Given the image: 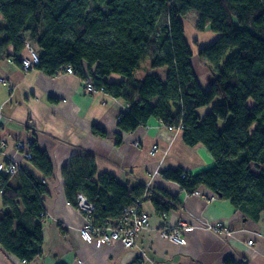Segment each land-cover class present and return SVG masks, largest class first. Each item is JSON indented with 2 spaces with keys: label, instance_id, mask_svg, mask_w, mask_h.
Listing matches in <instances>:
<instances>
[{
  "label": "trees",
  "instance_id": "trees-1",
  "mask_svg": "<svg viewBox=\"0 0 264 264\" xmlns=\"http://www.w3.org/2000/svg\"><path fill=\"white\" fill-rule=\"evenodd\" d=\"M197 13L196 29L216 38L197 47L213 73L204 88L196 74L183 18ZM39 53L35 68L55 75L71 66L98 91L127 103L118 119L125 132L152 118L181 129L189 146L203 145L214 164L197 173L167 168L162 175L193 194L205 186L252 219L264 212V0H0V56L12 47L15 61L27 45ZM164 68L165 75L154 69ZM112 74L122 76L108 80ZM210 107L204 114L200 109ZM95 134L106 135L97 126ZM27 168L0 175V248L24 262L43 253V195L53 163L33 143ZM67 199L82 193L94 204L91 221L103 227L143 196L157 212L180 205L177 196L144 184L127 187L98 174L92 153L73 155L63 167ZM224 264L236 263L227 258Z\"/></svg>",
  "mask_w": 264,
  "mask_h": 264
},
{
  "label": "crops",
  "instance_id": "crops-1",
  "mask_svg": "<svg viewBox=\"0 0 264 264\" xmlns=\"http://www.w3.org/2000/svg\"><path fill=\"white\" fill-rule=\"evenodd\" d=\"M211 34L212 39L202 46L216 38ZM27 54L24 49L18 55ZM10 55H14L12 47L0 56V76L7 79V83H0V165L13 158L43 179L44 175L16 149L17 140L28 139L47 151L54 173L46 179L47 192L42 198L46 213L42 255L24 262L0 248V264H224L227 258L236 263L264 264V212L252 219L229 199L216 195L210 200L214 193L205 186L198 188V194H189L162 175L167 168L197 173L212 166L214 161L203 145H187L181 129H169L155 118L125 132L118 126L120 115L127 110L124 99L103 91L87 92L83 79L75 74L50 76L37 68L24 70ZM193 58L194 54L192 62ZM160 74L165 75L164 68ZM197 76L204 88L213 80V75L205 81ZM121 78L112 74L108 80ZM209 110L205 107L199 112ZM94 126L106 135L95 134ZM154 145L158 149L153 154ZM84 153L95 156L98 174L111 173L127 187L144 184L156 195H161L159 190L166 191L177 196L180 205L161 214L150 198L143 201L150 220L134 247L120 241L87 240L81 233L84 214L67 199L62 174L73 155ZM261 169L264 164L255 171ZM10 182L17 184L16 175ZM207 223H222L223 229L233 234L208 228ZM173 225L179 226L184 244L163 236L162 232ZM249 240H253L252 245Z\"/></svg>",
  "mask_w": 264,
  "mask_h": 264
},
{
  "label": "built area",
  "instance_id": "built-area-1",
  "mask_svg": "<svg viewBox=\"0 0 264 264\" xmlns=\"http://www.w3.org/2000/svg\"><path fill=\"white\" fill-rule=\"evenodd\" d=\"M27 55L21 57L20 66L24 70L35 68L39 63V53L31 45H27ZM61 72H66L69 74H75L74 69L71 66H67ZM84 86L88 92L98 91L91 79H83ZM0 83H7V79L0 77ZM101 91V90H100ZM34 143L32 140L19 139L15 142L16 149L22 154L26 160H30L31 152L29 151L30 146ZM3 144L0 140V145ZM157 146L154 145L152 153H155ZM20 164L13 158L8 159L0 165V171L5 175H14L20 169ZM194 193L198 194L199 190ZM216 194L210 198V200L216 199ZM145 198L143 196L141 199L137 200L133 206L127 208L123 215L103 227L95 226L91 221V213L94 210V204L89 202L85 195L82 193L77 194V205L75 206L79 211L84 214L85 223L81 228L82 235L89 241L95 238H99L107 243L114 241H120L124 246L131 248L137 243V236L139 232L147 227L149 224V214L142 208V200ZM208 228L215 229L217 231H223L225 235L232 236V231L227 228L223 229L222 223H207ZM163 236L177 242L179 244H184L185 240L180 234V229L178 225H173L167 230L162 232ZM249 245L253 244V240L248 241Z\"/></svg>",
  "mask_w": 264,
  "mask_h": 264
},
{
  "label": "rangeland",
  "instance_id": "rangeland-1",
  "mask_svg": "<svg viewBox=\"0 0 264 264\" xmlns=\"http://www.w3.org/2000/svg\"><path fill=\"white\" fill-rule=\"evenodd\" d=\"M196 14H197L196 12H190L189 14H187L183 18V23L185 26L186 36H187L189 42L191 43L193 50L195 51L194 52V58H193L194 68L196 70V73L200 76V78L203 81H205V80H207L208 76L213 75V73H212V70L210 69L209 65L206 63V61L203 58L199 57L197 55L196 51H197V47L199 45H202L201 43L209 42L212 39V37H210V36H212V34H211V31H209V30L199 32L196 29V23H197ZM154 71H156L157 74L160 73L159 68L154 69ZM0 77H2V76H0ZM85 90H86V88H85ZM89 93H91V92H89ZM157 149H158V147H157ZM156 150H155V152H156ZM10 176L12 177L13 175H10ZM149 220H150V216H149Z\"/></svg>",
  "mask_w": 264,
  "mask_h": 264
}]
</instances>
